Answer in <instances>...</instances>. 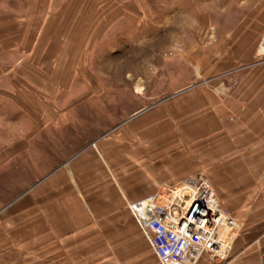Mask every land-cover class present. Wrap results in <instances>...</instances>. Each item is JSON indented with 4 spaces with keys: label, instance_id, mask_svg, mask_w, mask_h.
<instances>
[{
    "label": "crops",
    "instance_id": "crops-1",
    "mask_svg": "<svg viewBox=\"0 0 264 264\" xmlns=\"http://www.w3.org/2000/svg\"><path fill=\"white\" fill-rule=\"evenodd\" d=\"M50 1L46 16L58 19H46V45L34 42L35 48L42 47L43 55L19 57L22 64L32 61L41 66L43 98L36 103L24 94L19 101L1 94L0 110L8 121L23 118L31 131L4 147L0 166L24 154H28L24 159L36 158L32 145L37 135L61 120V108L51 97L70 92L72 81L84 78L76 68L85 57L80 48L83 43L73 40L68 33L71 26L62 22L63 17L107 14L115 23L136 19L145 26L149 10L159 6L150 5L151 0H93L86 13L82 0H74V8H53L55 0ZM59 1L68 6L73 0ZM76 28L74 33L79 30ZM201 31L209 58L211 49L217 48L224 62L246 65L235 70L245 69L232 93L221 96L212 90L196 91L155 112L141 111L126 123L121 135H108L87 146L80 141L69 161L46 172V181L34 195L36 202L41 200L43 219H35L39 203L29 197L24 200L34 187L11 205V219H0V264H98L97 241L109 234L112 241L119 236L126 238L116 244L126 247L128 257H121L122 263L161 264L127 204L163 187L176 186L198 172L209 177L223 206L240 221L228 259L212 260L204 255L197 264H262L264 61L256 58L255 49L264 31V4L259 7L257 3L253 6L252 0H218L216 5L208 1L201 14ZM48 136L46 160L53 157V142ZM62 138L64 144H75L70 137ZM36 232L37 240L43 238L54 245L46 246L42 259L35 258Z\"/></svg>",
    "mask_w": 264,
    "mask_h": 264
},
{
    "label": "rangeland",
    "instance_id": "rangeland-1",
    "mask_svg": "<svg viewBox=\"0 0 264 264\" xmlns=\"http://www.w3.org/2000/svg\"><path fill=\"white\" fill-rule=\"evenodd\" d=\"M208 1L218 4V0H151L150 5L156 3L159 6L149 10L145 26L142 22L139 25L136 19L128 23L126 20L124 24L123 20L115 23L107 14L63 17L62 22L71 26L68 33L75 38L73 40L83 43L79 46L85 57L76 68L84 78L73 80L70 92L51 97L61 108L59 113L56 112L61 115V120L56 127H49L37 135L32 145L36 158L24 159L28 156L24 154V157L0 166V219H11V205L33 187L24 200L30 198L39 203L35 204V219H43L41 200L36 202L34 195L46 181V172H53L69 161L81 146L80 141L87 146V143L108 135H118L141 111L155 112L203 89L220 92L221 96L232 93L245 69L238 73L235 70L246 65L224 62L217 48L211 49L210 58L209 53H204L201 14ZM50 2L0 0V103L1 94L12 95L17 101L22 94L36 103L42 101L43 76L38 72L41 66L32 61L22 64L19 57L43 55L42 47L35 48L34 42L46 45V19L47 22L58 19V16H46ZM59 2L62 1L55 0L52 7H76L74 0L68 6ZM93 2L82 0L84 12H89ZM252 3L261 7L264 0H252ZM75 26L79 29L77 33L73 32ZM257 49L258 44L256 53ZM244 51L246 53V49ZM230 120L236 119L230 117ZM29 129L25 119L8 121L6 113L0 110V152L19 136H27ZM46 135L54 144L51 147L53 157L48 160ZM63 136L74 139L75 144L62 143ZM198 174H203L213 187L207 175ZM225 210L240 221L236 213ZM97 226L100 227L101 222ZM38 230L43 235V227ZM38 234L36 232L35 258L42 259L46 246L54 245L43 238L37 240ZM108 236L97 241L95 258L98 264H124L120 258L128 257L126 247L116 244L126 238L119 236L112 241L113 235Z\"/></svg>",
    "mask_w": 264,
    "mask_h": 264
},
{
    "label": "built area",
    "instance_id": "built-area-1",
    "mask_svg": "<svg viewBox=\"0 0 264 264\" xmlns=\"http://www.w3.org/2000/svg\"><path fill=\"white\" fill-rule=\"evenodd\" d=\"M256 54L264 61V32ZM128 209L161 264H197L204 255L212 260L229 257L238 220L203 174L129 202Z\"/></svg>",
    "mask_w": 264,
    "mask_h": 264
},
{
    "label": "bare ground",
    "instance_id": "bare-ground-1",
    "mask_svg": "<svg viewBox=\"0 0 264 264\" xmlns=\"http://www.w3.org/2000/svg\"><path fill=\"white\" fill-rule=\"evenodd\" d=\"M182 27V26H181ZM178 28H180V27H178Z\"/></svg>",
    "mask_w": 264,
    "mask_h": 264
}]
</instances>
